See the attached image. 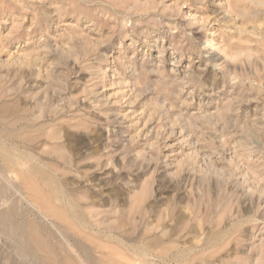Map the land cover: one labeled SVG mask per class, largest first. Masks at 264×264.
<instances>
[{"label":"rangeland","instance_id":"1","mask_svg":"<svg viewBox=\"0 0 264 264\" xmlns=\"http://www.w3.org/2000/svg\"><path fill=\"white\" fill-rule=\"evenodd\" d=\"M53 262L264 264V0H0V264Z\"/></svg>","mask_w":264,"mask_h":264},{"label":"bare ground","instance_id":"2","mask_svg":"<svg viewBox=\"0 0 264 264\" xmlns=\"http://www.w3.org/2000/svg\"><path fill=\"white\" fill-rule=\"evenodd\" d=\"M27 173L29 174H34V175H37L39 176V178L41 179L42 183L47 187L48 189V186H49V183H50V180L48 177L44 176L43 172L39 169V168H36L34 165H29L28 166V170H27ZM30 198L33 202L35 203H38L39 205H41V202L39 201V199L37 198V196L35 194H33L31 192V195H30ZM42 206V205H41ZM42 208L46 209L44 206H42ZM75 214H78V213H75ZM19 230V229H18ZM20 232V231H19ZM21 234V232L19 233ZM49 247V246H48ZM45 248V249H48ZM49 264V263H48ZM52 264H55V262H53Z\"/></svg>","mask_w":264,"mask_h":264}]
</instances>
